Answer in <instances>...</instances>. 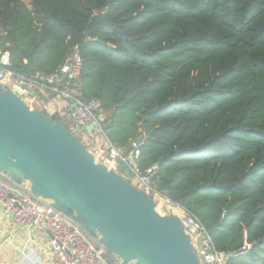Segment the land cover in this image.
Returning a JSON list of instances; mask_svg holds the SVG:
<instances>
[{
    "label": "trees",
    "instance_id": "16d2710c",
    "mask_svg": "<svg viewBox=\"0 0 264 264\" xmlns=\"http://www.w3.org/2000/svg\"><path fill=\"white\" fill-rule=\"evenodd\" d=\"M75 49L67 87L100 100L107 143L157 163L154 189L216 251L242 250L225 264H264V0H0L13 81L55 74Z\"/></svg>",
    "mask_w": 264,
    "mask_h": 264
},
{
    "label": "water",
    "instance_id": "95a60500",
    "mask_svg": "<svg viewBox=\"0 0 264 264\" xmlns=\"http://www.w3.org/2000/svg\"><path fill=\"white\" fill-rule=\"evenodd\" d=\"M30 88L0 81V171L30 180L32 194L61 212H75L124 261L201 264L181 218L160 214L156 200L124 177V164L110 169L63 123L31 107L25 96L36 91ZM143 141L140 135L134 145Z\"/></svg>",
    "mask_w": 264,
    "mask_h": 264
},
{
    "label": "built area",
    "instance_id": "2783aa9c",
    "mask_svg": "<svg viewBox=\"0 0 264 264\" xmlns=\"http://www.w3.org/2000/svg\"><path fill=\"white\" fill-rule=\"evenodd\" d=\"M4 65H9L8 52L0 55V81L6 83L7 80L12 79V72L5 70ZM81 67L82 58L75 49L55 74L51 76L40 74L33 79L21 78L20 81L31 87L54 91L67 97L70 100L68 116L74 121L75 127L85 128L87 131L93 130L95 134L106 136L102 130L105 114L100 100L97 98L83 100L78 92L67 87L78 78ZM63 77H66L65 81ZM106 150L107 155L105 150L97 153L102 161L124 164V177L129 182L147 196L154 198L157 204L168 207L169 214H176L181 218L201 264H225L229 254L214 249L208 233L198 221L154 189L152 183L159 169L157 163L141 170L137 165L140 154L138 149L126 155L122 149L108 141ZM0 207L11 216L12 229L22 227L47 236V253L52 264H113L108 257L107 248L101 243H94L78 220L61 212L51 200L35 196L20 185L0 179ZM178 210L182 214H179Z\"/></svg>",
    "mask_w": 264,
    "mask_h": 264
},
{
    "label": "crops",
    "instance_id": "0c3cea01",
    "mask_svg": "<svg viewBox=\"0 0 264 264\" xmlns=\"http://www.w3.org/2000/svg\"><path fill=\"white\" fill-rule=\"evenodd\" d=\"M7 84L13 85V80H7ZM36 91V87H31ZM40 97L36 95L25 96L26 101H33L35 106H40L49 114L58 113L64 117L74 131H78L91 151L96 153L105 150L107 155V141L104 135L87 131L85 128L75 127L74 121L68 116L70 100L57 93L55 96L49 91L39 89ZM134 145V141H133ZM88 148V149H89ZM105 163V162H104ZM110 169L116 170L119 162L110 161L106 163ZM179 214H182L178 210ZM11 216L0 207V264H52L47 253V236L39 232H31L22 227L11 228Z\"/></svg>",
    "mask_w": 264,
    "mask_h": 264
},
{
    "label": "rangeland",
    "instance_id": "374dc122",
    "mask_svg": "<svg viewBox=\"0 0 264 264\" xmlns=\"http://www.w3.org/2000/svg\"><path fill=\"white\" fill-rule=\"evenodd\" d=\"M24 1L29 2V0H24ZM27 102H28V104H30L31 107L35 108V103H34L33 101H31V102L27 101ZM76 133H77V135H80V134L78 133V131H76ZM100 135H102V134H100ZM88 146H89V145H88ZM88 148H89V147H88ZM89 150H91V149L89 148ZM92 152H93L94 155L96 156V160H97V161H99V162H104V161H102V160L99 158V156L97 155V153H96L95 151H92ZM2 173H3L4 175L8 176V177H11V176H9L7 173H5V172H2ZM13 180L15 181V183H17V184L20 185L21 187L30 190V184H31L30 180L25 179V178H16V179H13ZM157 210H158V212H159L160 214H162V215L169 214V213H168L169 208L166 207V206H164V205L162 206V205L160 204V206H159V204H158V205H157ZM70 214L72 215L71 217L77 219L78 222L82 225L83 229L86 231V233L88 234L89 238H90L94 243H99L100 235H99L97 232H92V231L88 230L87 228H85V227H84V223H83V221L77 217V215H76L75 212H70ZM113 256H114V255H113ZM114 257L117 259V261H118L119 264H133V263H134V261H124V260L120 259V258L117 257V256H114Z\"/></svg>",
    "mask_w": 264,
    "mask_h": 264
},
{
    "label": "bare ground",
    "instance_id": "6f19581e",
    "mask_svg": "<svg viewBox=\"0 0 264 264\" xmlns=\"http://www.w3.org/2000/svg\"><path fill=\"white\" fill-rule=\"evenodd\" d=\"M159 206H160V203H159Z\"/></svg>",
    "mask_w": 264,
    "mask_h": 264
}]
</instances>
